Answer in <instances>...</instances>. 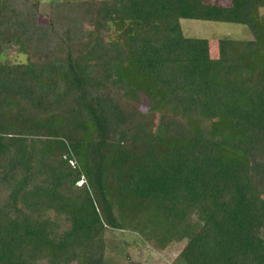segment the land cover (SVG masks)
Segmentation results:
<instances>
[{
    "label": "trees",
    "instance_id": "1",
    "mask_svg": "<svg viewBox=\"0 0 264 264\" xmlns=\"http://www.w3.org/2000/svg\"><path fill=\"white\" fill-rule=\"evenodd\" d=\"M39 12L0 0V264H108L112 231L182 245L175 264H264V0ZM182 19L253 38L213 58Z\"/></svg>",
    "mask_w": 264,
    "mask_h": 264
},
{
    "label": "rangeland",
    "instance_id": "2",
    "mask_svg": "<svg viewBox=\"0 0 264 264\" xmlns=\"http://www.w3.org/2000/svg\"><path fill=\"white\" fill-rule=\"evenodd\" d=\"M40 2L39 22H48L50 4L54 0H32ZM225 6L231 5V0H221ZM181 26L184 34L191 38L208 39L211 56L218 57V40L227 38L233 40L252 39L253 35L245 25L182 19ZM6 59L14 63H24L25 55L21 54L14 45L7 47ZM142 110H146L142 108ZM160 133V127L156 128ZM109 247L107 250L108 264H175L182 245H170L165 250L152 248L142 242L139 235L129 231H112L107 233ZM76 264V263H73Z\"/></svg>",
    "mask_w": 264,
    "mask_h": 264
}]
</instances>
